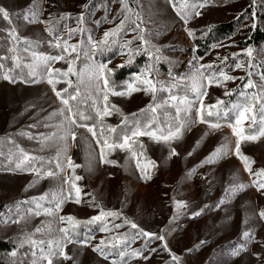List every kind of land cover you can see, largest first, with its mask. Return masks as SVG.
I'll return each instance as SVG.
<instances>
[{"label":"rangeland","instance_id":"1","mask_svg":"<svg viewBox=\"0 0 264 264\" xmlns=\"http://www.w3.org/2000/svg\"><path fill=\"white\" fill-rule=\"evenodd\" d=\"M117 1L120 3V0H112L110 5L112 9ZM77 2L84 3L85 0H43L44 11L41 19H44L53 7L73 14L85 12V10L79 9ZM181 2L182 0H176L177 5ZM188 2L199 3L201 0H188ZM31 3L32 0H0V7H4L10 13H22L29 8ZM128 3L135 12L141 15L143 20L141 26L146 29V38L159 47L161 51H170V53H174L182 59V63L175 69L176 74H174V77L178 80L182 77L191 76L194 71L193 65L196 64L194 57L200 58L193 51V48H195L194 43L192 38L187 36L184 30L185 27L197 32L211 23L234 18L246 7H250L251 16L246 15L243 20L240 19V28L236 33L237 35L216 43V45L224 46L211 47L210 52L202 57L199 63L218 65V56H229L230 59L227 63L233 65L232 53H240L238 59L246 61L247 58L244 56L243 50L251 47L254 49L253 67L250 69L253 73L251 79L257 84V88L247 91L250 93L259 92L260 86L264 85V81L260 78V74L264 73V46L255 48L253 45L237 46L234 43V40L241 35L242 38H246L249 35L247 34L248 31L250 33V25L258 21V14H264V0H255V3H253V0H209L207 7L200 9L202 15L193 18L188 25H184L180 17L177 16L171 0H128ZM94 13L93 10L86 13L88 23H93ZM253 13H255L254 19ZM15 22L22 37L40 39L45 41V44L51 39L44 32L42 24L30 25L23 21ZM260 24L264 28V19ZM246 25H248L247 33H245ZM133 35L132 31L127 34L131 38ZM87 37L83 35L85 44L75 64L76 70L83 74L84 83L81 85V90L86 97L89 96L88 74L93 61L116 67L126 57V55L120 54L118 48L115 50V54L107 56L104 61L96 58L90 60L88 55L85 54L88 53L89 48ZM92 37L95 40V35H92ZM76 38L71 39L69 43L79 44L82 38L81 35ZM139 43V41H136L133 46L137 47ZM46 51L42 50L40 52L51 55ZM75 55L73 53V58ZM30 62L31 60L28 63ZM53 66H63L66 69L68 67L64 61L55 63ZM156 68L158 71L153 73V78L166 82V85L170 84L171 81L168 83V74L157 65ZM227 70L230 75L237 77L234 81L226 82L228 90L242 87L243 83L247 82L248 77L244 70L236 69L233 71L231 68ZM2 71L0 70V72ZM37 71L40 75L45 74L43 68L37 69ZM139 73H141V70L136 75ZM239 77L245 79L242 81ZM28 79L29 77L27 79H16L15 83L0 79V134L4 135L9 134L11 130L15 131L18 140L28 151L32 150L36 153L48 155L56 164L57 151L63 148V141L59 139L62 131L58 127L62 117L59 115L50 117V114L58 111L62 105L51 91V86L47 84L46 80L41 83L24 82ZM65 86L66 84L61 82L57 85V89L60 90ZM178 87L183 89L180 94L175 92ZM178 87L172 88L173 95L182 97L187 94L190 98L192 97L190 81L180 80ZM208 91L209 95L205 99L206 104H214L217 98L225 100L229 97L224 95L225 88L216 87L215 85L209 88ZM232 95L234 97L232 103H234L238 100L239 94L233 92ZM168 99L169 92L167 90L157 93V103L162 104ZM109 100L120 108L123 114L132 113L153 103L151 95L143 91L134 92L130 97L110 96ZM165 112L169 113L170 116H174L175 109L169 106L158 110L162 127L165 126ZM120 117L118 113L113 112L105 120L116 122L119 121ZM35 122H38L40 127H31ZM249 124L250 121H245L244 127ZM45 125L48 126L45 127ZM206 131H208L207 125L199 123L192 126L190 130H186L181 140L173 142L172 146L179 155L171 158H169L167 146L151 141L146 136L140 137L139 139L146 147L147 154L145 158L156 163L154 169H149L152 178L145 182L140 179L139 170L135 168V160L129 159L128 164H125L128 154L124 151L117 149L109 155V159L118 162L117 165L99 163V146L96 145L91 133H88L85 128L77 129V139L75 142H70L73 146L70 148L68 155L71 156L75 164L83 166L76 169V174L84 177L77 182L78 186L82 188L81 203L76 204L74 201H67L62 206L59 215L65 214L66 210L69 214L88 216L92 211L95 215H98L100 207L111 211L122 209L123 213L119 219H115L116 223L123 222L124 217L137 223L140 218L145 231L165 236L169 249L172 253L181 257L182 264H261L256 256V254H260L264 258V247L260 243L251 244L248 252L241 253L237 257H230L229 252L238 243L242 242L241 233L246 227L244 224L246 214L251 215L264 208V195L258 193L254 187H250L240 192L231 203L221 205L219 208L215 206L224 197L225 189L232 183L230 178L233 175H236L238 180L243 183H250L252 177L244 170L242 162L234 154L215 164L199 166L205 157L225 141V137H228L233 145L235 143V137L232 135L231 129L225 126L220 130L210 131L193 152L196 142L201 140ZM21 132L31 133L33 137L51 136L52 133H56V136L52 137L42 148L39 139H29L27 136L20 135ZM241 150L255 161L253 164L254 169L258 170L264 167V137L258 141L242 143ZM189 152H192V155H188ZM145 158H142V163L146 162ZM63 159V155H61L62 162ZM89 161L92 164L91 172L87 168ZM194 168L196 169L195 173L189 177L188 173ZM66 173L71 174V170L66 169ZM34 179L38 182L33 187H28ZM58 185L59 180L39 179L33 172L0 171V219L9 215V208L12 209V218H15L16 202L39 197L50 190L55 191ZM26 188L27 191H25ZM65 188H67L66 185ZM85 195L87 196L85 197ZM93 196L96 204L100 207L92 206L91 202L88 203V200L92 199ZM173 197L176 200L185 201L187 207L182 209V214L170 223L176 211ZM205 205H208V207L205 208ZM29 206L21 205V212ZM45 206L48 205L45 204ZM31 207H34V205H31ZM202 208L204 211L200 216L194 219L191 218L194 211ZM45 221H52L53 229L63 226L52 217L43 215L32 216L27 223H21L20 225L8 224L5 226L0 224V238L9 239L12 243V249L3 257L6 264H13L14 261L15 264H31L32 258L28 245L20 248L15 258L11 257L10 253L16 249L17 238L22 231L33 232L36 227L42 226V222ZM253 226L256 228V239L264 241V221L250 220L248 227ZM53 235H56V233H53ZM36 238H41L40 234H37ZM101 239L102 232H98L90 244H98ZM202 240L206 243L196 249L195 246ZM138 243L139 241H136V244ZM80 249L81 246L76 244H69L66 249L69 255L74 256L77 264H111L110 258L105 261L98 253L92 251L91 246L83 248L82 251ZM189 249L193 250L189 252ZM166 253L169 255L167 251ZM149 263H155L154 255L149 256V259L143 262L141 261V264ZM65 264H73V261H67Z\"/></svg>","mask_w":264,"mask_h":264},{"label":"snow or ice","instance_id":"2","mask_svg":"<svg viewBox=\"0 0 264 264\" xmlns=\"http://www.w3.org/2000/svg\"><path fill=\"white\" fill-rule=\"evenodd\" d=\"M208 2L209 0H201L199 3H189L188 0H182L177 5L176 0H171L172 7L184 25H188L193 18L201 16L200 9L207 7ZM253 3H255V0H253ZM120 4V15L123 16V19L115 28L105 31L103 38L98 41L94 40L90 30L84 27L86 13L89 12L92 0L83 5L85 12L75 17L76 27H71L67 23L68 20L72 19L71 13L52 14L47 19H41L44 11L43 0H32L29 8L25 9L22 13H10L4 7H0V18L8 25V27L0 29V32L5 33V35L0 36V47L5 48V54L0 55V70H4L0 72V79L9 83H15L16 78L12 75L13 70L21 67L27 68L29 69L27 74L29 79L24 80V82L41 83L46 80L47 84L51 86V91L62 105L58 111L50 114V117L56 115L62 117L58 127L62 131L59 139L63 141V148L57 151L55 158L56 170L49 169L43 171L42 167H36L34 162L43 160V158L30 155L18 144L15 145L18 152L16 159L14 161L10 159V163H15V167L10 169L11 171H29L35 173L39 179L51 178L52 180H59L57 190H50L39 197H32L30 200L16 202L15 218H12V209L9 208V215L0 219V224L5 226L8 224L20 225L21 223H27L28 219L32 216L43 215L45 217H52L61 225L66 223L67 226L53 229L52 221H45L42 222V226L36 227L33 232L22 231L17 238L16 249L10 253V256L13 258L17 257L20 248L28 245L32 258L31 264H65L67 261H73V264H77L74 256L69 255L66 251L69 244H76L81 246V251L83 248L91 246L92 251L98 253L105 261L109 260L110 256V251L106 249H118L116 252L117 258L112 259L111 264H129V261L134 258L149 259L148 256H144V252H156L157 249L149 248V243L159 240L163 242V249L171 256V260L166 262V264H182L181 257L172 253L169 249L167 240L163 234L158 235L145 231L127 217L123 218V223L113 224V228L120 229L125 225L130 226V229L135 230L131 237L125 233L123 235L112 236L109 240L102 239L98 244L91 245L90 242L94 237L89 234L91 231L89 228V231L81 238L77 232V229L81 225L87 228L91 225L99 224V231L110 233L113 229L108 227V218L115 220L121 217L120 212L105 210L103 207L97 205L94 196L92 197L91 205L100 207L98 215L92 216L86 221L78 220L74 216L59 215L62 206L67 201L71 200L76 204L81 203L82 188L78 186L77 182L81 181L84 177L77 175L76 169L83 166L75 164L71 156L68 155L70 148L73 146L70 142L76 141L77 129L80 128H85L88 133H91L96 145L99 146V163L117 165L118 162L109 159V155L117 149L124 151L128 154L125 164H128L129 159L135 160V168L139 170L140 179L147 182L152 178L149 169H154L156 163L145 158V145L140 142V137L146 136L151 141L167 146L169 158H171L172 156L179 155L172 146L173 142L181 140L184 132L190 130L195 124L207 125L208 131L204 133L201 140L196 142V146L192 150L193 152L196 147H199L201 141L208 136L210 131L214 132L226 126L231 129V133L235 137L234 145L228 137H225V141L205 157L199 166L215 164L225 157L234 154L242 162L244 170L252 179L250 183H243L238 180L236 175H233L230 178L232 183L225 189L224 197L215 206L219 208L221 205L231 203L240 192L250 187H254L258 193L264 195V167L258 170L254 169L253 164L255 161L241 150L242 143L258 141L264 137V85L260 86L259 92L250 93L247 91L257 88V84L251 79L253 73L250 70L253 67L254 49L248 47L243 50L244 56L247 58L246 61L238 59L240 53H232L231 59L233 60V65H228L227 63L230 59L229 56H218V65L199 63L202 57H194L196 64L193 65L194 71L192 75L179 78L178 80L172 75L170 68L168 75L171 83L166 85L165 82L154 79L153 73L158 71L156 65L160 60L167 58L162 56L159 47L152 44L146 38V29L141 26L143 23L142 17L129 6L128 0H120ZM254 17L255 13H253V19ZM105 20H107V14L105 15ZM15 21H23L30 25L42 24L44 32L47 33L48 37H51L47 43L50 47L59 50L58 54L48 55L36 51L42 41L40 39L22 37L19 34V28ZM94 23L98 25L99 21H94ZM61 25L63 26V30L61 29ZM127 26L131 27L134 35L132 39L121 42L119 38L121 34L127 33ZM251 27L255 28L256 24L252 23ZM184 30L189 38L195 39V30L188 27H185ZM86 31L89 33L87 37L89 48L88 53L85 54L88 55L90 60L97 53L103 54L106 51H111L114 46L119 48L121 55H127V63H131L134 57L140 54H144L149 58V63L146 64L141 73L137 74L131 82L126 83L124 90H117L120 86L115 85V82L112 80L113 69L108 64L93 61L88 74V98L92 100L91 114H87L86 110H81L78 105L70 103L79 99L81 96L80 88L84 83L83 74L76 70L75 64L76 60L79 59L80 52L83 50L85 44L83 34ZM207 31H211V26H209ZM77 33L81 34L82 37L79 44L69 43ZM136 41L140 43L137 47L133 48L132 45ZM21 45H23L22 48ZM222 46L224 45H212L213 48ZM193 51H195V48H193ZM21 52L27 53L30 56V63H23L24 57L21 55ZM73 53L76 54L74 58ZM9 60L12 61L13 67L6 69V62ZM60 61H64L68 65L66 70L53 67L55 63ZM40 68L44 69V75L38 73L37 69ZM228 68H231L233 71L236 69L244 70L247 73V82L243 83L242 87L228 90L226 82L237 79V77L229 74ZM72 76L76 77L75 83L70 79ZM260 78L264 81V73L260 74ZM239 79L243 81L245 78L239 77ZM180 80L191 82V91L193 93L191 98L187 94L182 97L172 94V88L178 87ZM61 82L65 83L67 87L58 90L57 85ZM214 85L225 88V96H231L233 92H238V100L231 103L230 106H226V101L219 98L216 99L214 104H206L205 99L209 95L208 89ZM69 89H73V91L70 92ZM165 90L169 92V99L162 104L157 103V93ZM139 91L150 94L153 101L146 108L140 110L141 115L148 114L144 120L139 119L137 113H133L131 117L124 115L121 109L109 100L110 96L130 97L132 93ZM169 106L175 109V115L170 116L169 113L165 112V126L162 127L158 110ZM113 112L118 113L122 117L120 125L113 126L105 123V118L111 116ZM232 117H234V121ZM87 121H92L91 125ZM221 121L224 123H221ZM245 121H250L249 129L252 134H246ZM36 126L35 124L31 125V127ZM47 126L45 125V127ZM118 130L119 136L117 138L116 134ZM20 135L27 136L29 139H39L43 148L52 137L56 136V133H52L51 136L41 135L40 137H33L31 133L26 132H21ZM61 155L64 158L63 162L61 161ZM188 155H192V152H189ZM142 158H145L146 162L142 163ZM87 168L88 171H92L90 161ZM66 169H70L71 174H67ZM195 171V168L192 169L188 173V176L193 175ZM37 182L34 179L28 187H33ZM65 185L67 188H65ZM25 191H27V188ZM173 203L176 211L170 223L175 221L182 214L181 210L187 207L185 201L176 200L175 197H173ZM45 204L48 206H45ZM21 205L30 206L21 212ZM31 205H34V207H31ZM204 207L207 208L208 205ZM203 211V208L194 211L191 214V218L194 219L200 216ZM254 219L264 221V208L251 215L246 214L244 219L246 227L241 233L242 242L230 250V257H237L241 253L248 252L249 246L253 243H260L264 247V241L256 239V228L254 226L248 227L249 221ZM53 233H56V235H53ZM37 234H40L41 238H36ZM137 237L146 238L144 245L140 249L130 250V244L134 243ZM205 243L206 241H200L195 246L196 249H199ZM192 250L189 249L188 251L191 252ZM256 256L261 261V264H264V258L260 254H256ZM13 264H15V261Z\"/></svg>","mask_w":264,"mask_h":264},{"label":"trees","instance_id":"3","mask_svg":"<svg viewBox=\"0 0 264 264\" xmlns=\"http://www.w3.org/2000/svg\"><path fill=\"white\" fill-rule=\"evenodd\" d=\"M88 2H89V0H85L84 3H78L77 2V4L79 5L78 6L79 9H81L82 11L85 10L83 8V5L88 3ZM111 3H112V0H92V5H91L89 10H93L95 12L94 13L95 16L92 19L93 23H88L86 20L84 27L86 29L90 30L91 35H95V40H97V41L103 38V34L105 31H109L112 28H115L117 25H119L120 21L123 19V16L120 15V13H121L120 3L117 1V3L115 4L113 9L110 7ZM255 12L257 13V11H255ZM60 13H67V11L62 10L60 8L53 7L52 9H50V11L45 16L44 19H47L49 17V15H52V14L58 15ZM106 14H107V20H105ZM71 15H72V19L68 20L67 23L71 27H76L75 17H77L80 14L79 13H75V14L71 13ZM237 15L238 16H236L234 18L233 17L227 18V19H223V20H220L218 22H215V23H211L207 26L202 27L200 30H198L196 32L195 39H192V41L194 43L196 55H198L199 57H204L210 52L212 45H214L216 43H220V42H222L226 39H229L231 37H235L237 35L236 33H237L238 29L240 28V19L243 20V18L246 17V15H248L250 17L251 16V8L246 7L243 11H241ZM262 19H264V14L259 13L258 14V21H256V23H255L256 27L255 28L250 27L251 28L250 33H249V31L247 33V30H248L247 29L248 25H247L245 33H247L249 35L246 38L245 37L242 38V35L240 37H237L234 40V43L237 46L253 45L255 48L259 47V46H264V28L260 24ZM94 21H99V24L97 25L96 23H94ZM209 26H211V31H207ZM6 27H8L7 23L5 21H3L2 18H0V29L6 28ZM61 29L63 30L62 25H61ZM129 32H131V27L127 26V33L121 34V36L119 38L121 40V42H123L124 40L132 39L131 37L127 36V34H129ZM88 34L89 33L86 31L83 35L88 36ZM3 35H5V33L0 32V36H3ZM78 35H81V34H79V33L75 34L72 37V39L76 38ZM76 39H79V38H76ZM45 43H46L45 41H42V43L36 49V51L40 52L42 50H44V51L47 50L46 52H48L51 55L58 54L59 50L54 49V48L50 47L48 43L47 44H45ZM22 47H23V45H21V48ZM132 47L135 48L133 45H132ZM117 49H118V47L114 46L111 51H106L103 54L97 53L93 58L104 61V59L107 56L115 54V50H117ZM161 53H162V56L166 57L167 59H161L160 62L157 64V66L167 74L169 73V69L171 68L172 75L174 76V74H176L175 69L180 66V64L182 63V59L178 55H176L174 53H170V51H167V50L161 51ZM4 54H5V48L0 47V55H4ZM21 55L24 57L23 63H28L31 60L30 56L27 53L21 52ZM126 61H127V55L124 59H122V63L119 66H116V67L109 66L111 69H113L112 80L115 82V85L120 86L117 88V90L124 89V87L126 86V83L129 82L130 80H133L136 73L139 72L140 70L142 71L145 68L146 64L149 63V58L144 54H140V55H136L131 63H127ZM12 67H13L12 61L11 60L7 61L6 62V69L12 68ZM53 67L60 68L62 70H66V68H64L63 66H53ZM28 71H29V69L23 68V67L15 68L13 70L12 75L16 79H21V77H23V79H27L28 78V75H27ZM70 79H72L73 82L75 83V81H76L75 76L70 77ZM170 81L171 80H170V77L168 75V83ZM65 87H67V85ZM65 87H63V88H65ZM62 89H60V90H62ZM69 91L71 92V91H73V89H69ZM80 91H81V96L79 97V99L77 101H71L70 103H72L73 105H78L81 110H86L87 114H91L92 113V108H91L92 101L88 97L85 96V94L81 90V88H80ZM182 91H183V89H181L180 87H178L175 90V92H179V94L182 93ZM233 98H234L233 95H231L227 99L224 100V101H226V106H230V104L233 102ZM142 109H144V108H142ZM140 110L141 109L136 110L132 113H124V115L131 117V115L133 113H137L139 119H141V120L146 119L148 114L141 115ZM159 118H160V116H159ZM232 119L234 120V117H232ZM121 120H122V117H120L119 121H116V122H111V121L105 120V123L113 125V126H117V125L121 124ZM160 121H161V119H160ZM87 123L89 125H91L92 121H87ZM221 123H224V122L221 121ZM34 124L37 125V127H40L38 122H35ZM245 132H246V134H252L251 130L249 129V125L245 126ZM116 136L118 138L119 130H118V133L116 134ZM140 142L143 143L141 140H140ZM17 144L21 148H23L26 152H28L30 155L43 158V160H38V161L34 162L36 167H38V168L42 167L43 171H47L49 169L56 170L55 169V163L48 157V155H44L42 153H36L32 150L28 151V149L25 148L21 144V142L18 140L16 132L11 130L9 134H4V135L0 134V171H11L10 169L15 167V163L14 162L10 163V159L14 161L16 159V156L18 155L17 149L15 147V145H17ZM146 154H147V152H146V147H145V155ZM49 161H50V163H49ZM11 172L27 173L29 171L16 170V171H11ZM86 196L87 195H85V197ZM91 201H92V199L88 200V203H90ZM117 212H120L121 214L123 213L122 209H118ZM62 216H74L78 220L86 221L89 218H91L92 216H95V213H94V211H92L88 216H80V215H76L74 213L69 214L68 211L66 210L65 214H63ZM121 223H123V222L120 221L119 223H116V221L113 220L112 218H108V227L112 228L113 230L110 233L102 232V239L109 240V239H111L112 236L123 235L125 233H127L129 235V237H131V235L135 232V230L130 229V226L125 225L124 227H122L120 229H114L113 228V224H121ZM136 224H138L140 228H143L142 227L143 223H142V220L140 218L138 219ZM63 226H67L66 223L63 224ZM89 228L91 229L89 234L92 237H95L96 233L101 232V231H99V224L91 225L87 228L84 225H81L77 229V232L80 234L81 238H83L84 234L89 231ZM145 239L146 238L137 237L135 242L130 244V250L142 248V246L144 245ZM91 241H93V239ZM136 241H139V243L136 244ZM149 248L157 249L156 252L147 251L144 254V256H148V257L151 255H154L155 256V263L154 264H166V262L171 260V257L163 249L162 243L159 240H155V241L150 242ZM11 249H12L11 241L9 239L0 238V264H6L3 257L6 254H8ZM106 250L110 251L109 258L111 260L114 258H117L116 252L118 251V249H106ZM151 260H150V263L152 262ZM141 261L143 262L144 259L141 258L139 260V258H134V259H131L129 261V264H141Z\"/></svg>","mask_w":264,"mask_h":264}]
</instances>
